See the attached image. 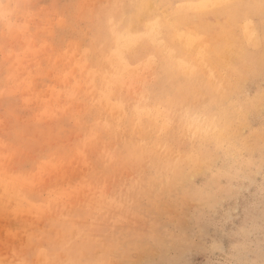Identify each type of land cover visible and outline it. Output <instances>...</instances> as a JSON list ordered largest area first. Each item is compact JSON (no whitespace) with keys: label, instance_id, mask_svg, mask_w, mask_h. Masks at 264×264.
Returning <instances> with one entry per match:
<instances>
[{"label":"rangeland","instance_id":"374dc122","mask_svg":"<svg viewBox=\"0 0 264 264\" xmlns=\"http://www.w3.org/2000/svg\"><path fill=\"white\" fill-rule=\"evenodd\" d=\"M0 264H264V0H0Z\"/></svg>","mask_w":264,"mask_h":264},{"label":"bare ground","instance_id":"6f19581e","mask_svg":"<svg viewBox=\"0 0 264 264\" xmlns=\"http://www.w3.org/2000/svg\"><path fill=\"white\" fill-rule=\"evenodd\" d=\"M136 23H137V21H136ZM250 23V22H249ZM248 23V24H249ZM146 24V23H145ZM148 24V23H147ZM114 25V24H113ZM246 25V24H245ZM142 26V25H141ZM149 26V25H148ZM253 26V25H252ZM150 34H155V33H160V31H161V25H160V23H158V22H152L151 23V25H150ZM119 29V28H118ZM146 29H147V27H146ZM249 29H250V27H249ZM115 31V30H114ZM113 31V32H114ZM147 31H148V29H147ZM158 33V34H159ZM118 34H119V32H118ZM145 34V33H144ZM171 34V31L169 32V35H168V37H166V38H164V42L165 43H163V44H161V43H159L158 42V40H157V42H156V40H155V38H154V40H153V45L151 46L152 47V49H151V47H150V45H149V43H148V50L149 51H151V54H152V56H154V54L156 53V52H158V51H164L165 52V56L166 57H168V58H172V57H174L175 56V54H174V41L172 40V36L170 35ZM132 35V34H131ZM178 35V34H177ZM115 36V35H114ZM117 36H119V35H117ZM128 36V35H127ZM136 36V35H135ZM147 36H148V34H147ZM153 36V35H152ZM159 36V35H158ZM157 36V37H158ZM169 36H171V37H169ZM184 36V35H183ZM133 37V36H132ZM174 37V36H173ZM176 37H178V36H176ZM115 38V37H114ZM116 39H118V38H116ZM122 39V38H121ZM133 39H135L134 37H133ZM178 39V38H177ZM131 40V39H130ZM117 41V40H116ZM131 41H133V40H131ZM122 43V42H121ZM118 48H119V46H118ZM121 49V48H120ZM115 50V49H114ZM119 53V52H118ZM121 53V52H120ZM111 55V54H110ZM118 55V54H117ZM106 56V55H105ZM119 57V56H118ZM121 58H122V56H120ZM110 59H112V57L110 58ZM109 61V60H108ZM106 65V64H105ZM176 65L178 66V67H181L180 66V62H177L176 63ZM109 67V66H108ZM112 67V66H111ZM171 113H169V115H170ZM164 123V122H163ZM164 125V124H163Z\"/></svg>","mask_w":264,"mask_h":264}]
</instances>
